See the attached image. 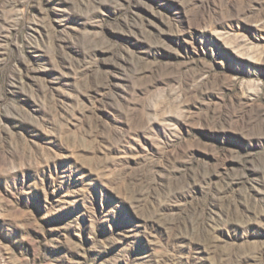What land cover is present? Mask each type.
I'll return each mask as SVG.
<instances>
[{
    "label": "rangeland",
    "instance_id": "1",
    "mask_svg": "<svg viewBox=\"0 0 264 264\" xmlns=\"http://www.w3.org/2000/svg\"><path fill=\"white\" fill-rule=\"evenodd\" d=\"M0 264H264V0H0Z\"/></svg>",
    "mask_w": 264,
    "mask_h": 264
}]
</instances>
